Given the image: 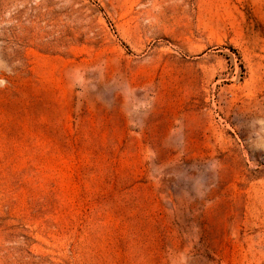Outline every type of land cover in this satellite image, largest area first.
Listing matches in <instances>:
<instances>
[{"label":"rangeland","instance_id":"374dc122","mask_svg":"<svg viewBox=\"0 0 264 264\" xmlns=\"http://www.w3.org/2000/svg\"><path fill=\"white\" fill-rule=\"evenodd\" d=\"M0 264H264V0H0Z\"/></svg>","mask_w":264,"mask_h":264}]
</instances>
